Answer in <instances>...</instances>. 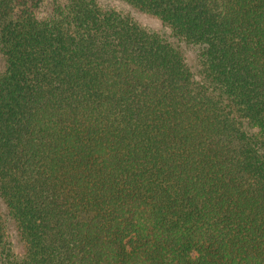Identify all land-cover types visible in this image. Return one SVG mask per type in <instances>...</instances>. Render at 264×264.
Masks as SVG:
<instances>
[{
  "label": "trees",
  "instance_id": "1",
  "mask_svg": "<svg viewBox=\"0 0 264 264\" xmlns=\"http://www.w3.org/2000/svg\"><path fill=\"white\" fill-rule=\"evenodd\" d=\"M120 1L0 0V264H264V0Z\"/></svg>",
  "mask_w": 264,
  "mask_h": 264
},
{
  "label": "rangeland",
  "instance_id": "2",
  "mask_svg": "<svg viewBox=\"0 0 264 264\" xmlns=\"http://www.w3.org/2000/svg\"><path fill=\"white\" fill-rule=\"evenodd\" d=\"M99 3L114 7L117 10L123 12V13H129L133 16L134 19H136L142 26L150 29H161L160 22L153 16L140 12L136 9H134L129 4L120 1V0H98ZM186 55L189 62H192L193 56H194V50L192 48H187Z\"/></svg>",
  "mask_w": 264,
  "mask_h": 264
}]
</instances>
